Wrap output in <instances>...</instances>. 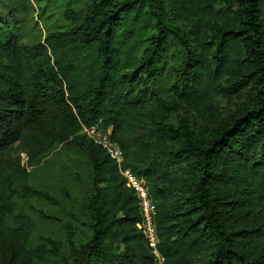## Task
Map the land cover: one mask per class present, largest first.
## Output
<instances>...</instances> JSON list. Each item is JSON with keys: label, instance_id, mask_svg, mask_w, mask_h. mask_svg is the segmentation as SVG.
Masks as SVG:
<instances>
[{"label": "trees", "instance_id": "16d2710c", "mask_svg": "<svg viewBox=\"0 0 264 264\" xmlns=\"http://www.w3.org/2000/svg\"><path fill=\"white\" fill-rule=\"evenodd\" d=\"M0 20V264L156 263L138 192L81 131L99 121L162 264H264V0H0ZM51 161L80 204L37 182Z\"/></svg>", "mask_w": 264, "mask_h": 264}, {"label": "built area", "instance_id": "2783aa9c", "mask_svg": "<svg viewBox=\"0 0 264 264\" xmlns=\"http://www.w3.org/2000/svg\"><path fill=\"white\" fill-rule=\"evenodd\" d=\"M81 131L95 143L106 149L109 156L118 164L121 173L127 179L128 186L134 187L138 192L142 220L137 223V226L143 232L146 242L155 256V264H162L165 257L159 249V236L155 224L156 209L145 180L139 178L130 168L125 167L124 151L111 137L112 126L105 127L99 121L91 125H83Z\"/></svg>", "mask_w": 264, "mask_h": 264}, {"label": "rangeland", "instance_id": "374dc122", "mask_svg": "<svg viewBox=\"0 0 264 264\" xmlns=\"http://www.w3.org/2000/svg\"><path fill=\"white\" fill-rule=\"evenodd\" d=\"M32 2H35V0H32ZM16 3L17 2H15V4L9 3L8 8H12L13 5H15L16 6L15 9L18 8V10L20 11L22 7L21 5H18ZM6 12H3V13H6ZM7 36H8V32L5 27V24H3L0 20V40H4ZM221 103L223 104V106L227 105L226 100H221ZM199 118L201 119L200 116ZM56 155L57 153L53 154L51 158H54ZM57 157L60 158L61 156H57ZM48 158H50V156ZM48 158L44 159V162L43 163L41 162L40 165L44 166L48 162ZM54 164H57V163L54 161ZM56 167L57 166L52 165V161L49 162V169H47L44 173L39 171L41 174L39 175V178H37V182L43 184L45 187L50 189L51 193H53V195L56 198L63 201L64 203L68 205L80 204V202L83 201V195L85 193V188L87 184L84 183V184L72 185L70 183L65 182L62 179V177L57 175ZM86 177L87 176L84 175L85 180L87 179ZM55 207L56 208L50 209L49 207L45 206V209L49 210L47 212L50 213L51 215L57 214L59 217H63L61 215L62 214L61 211L57 209L58 207L57 206ZM58 223L59 221L54 220V219L50 220V222H46L42 227H40L39 233L37 234L35 239H38L40 237L52 238V239L59 237L58 235L61 234V229ZM82 237L85 238V236L83 235ZM5 255H6V251L3 249H0V262L4 260Z\"/></svg>", "mask_w": 264, "mask_h": 264}]
</instances>
